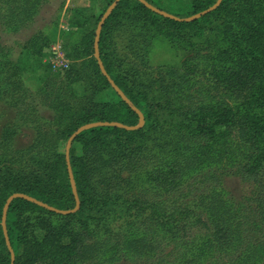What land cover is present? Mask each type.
<instances>
[{"label": "trees", "instance_id": "trees-1", "mask_svg": "<svg viewBox=\"0 0 264 264\" xmlns=\"http://www.w3.org/2000/svg\"><path fill=\"white\" fill-rule=\"evenodd\" d=\"M3 1L5 23L12 26L25 0ZM105 1L107 7L113 0ZM146 1L187 17L216 0H190L185 14ZM75 10L72 25L81 30L73 50L82 58L83 72L72 67L63 82L71 96L76 95L73 84L84 87L70 102L58 93L61 133L68 139L79 126L95 121L137 125L134 108L144 124L136 129L98 125L76 135L69 151L80 201L76 210L58 213L23 198L10 202L5 223L13 264H264V0H222L190 21L165 17L139 0H119L103 22L98 52L127 101L94 56L104 10L98 15L90 6ZM121 32L126 43L118 47L113 35ZM156 35L175 45L184 42L191 55L167 72H154L149 53ZM18 80L0 44V91ZM21 98L6 99L18 121L0 130V264H11L1 217L12 193L62 210L76 205L65 151L44 154L35 144L14 146L17 132L29 122L34 129ZM224 140L243 149L231 169H198L213 143ZM224 176L248 186L244 202L232 195L222 199L221 190L216 195L217 187L226 193ZM233 241L242 255H232Z\"/></svg>", "mask_w": 264, "mask_h": 264}, {"label": "rangeland", "instance_id": "rangeland-1", "mask_svg": "<svg viewBox=\"0 0 264 264\" xmlns=\"http://www.w3.org/2000/svg\"><path fill=\"white\" fill-rule=\"evenodd\" d=\"M3 2L2 0L0 4V44L5 47L9 65L14 68L19 80L16 82L17 85H9L10 90H8L9 86H5L4 91H0V130L9 121H18L14 118L15 110L10 108L11 100L6 102V99L22 96L24 99H20V104L26 105L30 111L34 120V129L30 127L32 123L29 122L31 125L28 123L27 127L17 132L14 135V146L25 147L31 143L35 144L36 150L44 154L54 151L63 152L67 139L56 122L58 93H65L63 95L66 96L65 100L70 102L72 97H80L84 87L83 83L73 84L76 95L71 96V90L67 91V84L63 82V76L68 69L79 68L83 72V65H80L82 58H75L76 51L73 50V43L79 37L81 30V27L72 25V21L78 15L75 9L90 6L93 13L98 15L109 6H105V0H25L20 13L13 19L14 24L10 26L5 23L7 21L5 11L3 7L1 8ZM157 3L168 11L178 14H185L191 10L190 0H157ZM113 39L118 47L121 45L123 47L126 43V33L113 35ZM217 40L218 36H215V42ZM150 46L149 63L155 68L154 72H167L168 66H180L187 60V55H191L190 49L184 42L175 45L171 41L169 43L162 35L154 36ZM202 60V58L196 59L200 66L203 64ZM8 67L4 68L8 69ZM7 74L8 71L2 76ZM103 97L104 93L97 95L98 100ZM74 100L76 102L77 99ZM76 149L77 152L81 151L79 144H76ZM242 150V147L233 140L213 143L202 156V163L198 169L218 172L222 168L224 172L229 171L232 167L231 162L239 159ZM203 184L207 185L208 180ZM222 185L226 193L223 194L222 188L217 187L216 195L221 190L222 199L232 195L238 200L245 201L241 198L248 194L249 188L237 178L224 176ZM248 229L253 231L250 233L256 234L249 226ZM233 243L229 248L232 255L236 256L238 253L242 255L244 252L242 247H236L237 241ZM168 249L170 248L165 250ZM228 264H236V262L229 261Z\"/></svg>", "mask_w": 264, "mask_h": 264}, {"label": "water", "instance_id": "water-1", "mask_svg": "<svg viewBox=\"0 0 264 264\" xmlns=\"http://www.w3.org/2000/svg\"><path fill=\"white\" fill-rule=\"evenodd\" d=\"M118 1L119 0H113L111 2V4L109 5V7L101 15V18H100V20H99V22L97 24L96 31H95V38H94V56H95V58L97 60L98 66H99V68L101 70V73L107 78V80L109 81V83L111 84V86L117 91V93L125 101H127V97L124 95V93L121 91V89L115 84V82L112 80V78L109 76V74L107 73L106 69L104 68V65H103V63H102V61L100 59L99 52H98V41H99V36H100V32H101V28H102L103 22L108 17V15L110 14V12L115 7V5L117 4ZM139 1L142 2L148 8H150L151 10H153L155 12H158V13H160L161 15H163L165 17H168V18H171V19H175V20L190 21V20L199 18V17L205 15L206 13L214 10L221 3L222 0H216L208 8H206L204 10H201L199 12H196V13L190 15V16H187V17H179V16L174 15L172 13H169V12H167L165 10H161V9L157 8L156 6L152 5L151 3H149L146 0H139ZM134 109L137 111V113L140 116V122L137 125L129 126V125H125V124H122V123H119V122H115V121H95V122H88V123H85V124L79 126L69 136V138L67 139L66 146H65V158H66V166H67V171H68V176H69V180H70L72 192H73V195H74V198H75V201H76V205H75L74 208L67 209V210L58 209V208H55L53 206H50V205H48V204L40 201V200H38V199H36L34 197H31V196H29L27 194L20 193V192H14V193H12L7 198V200H6V202H5L4 206H3V212H2V217H1V224H2V229H3V233H4V236H5V240H6V245L10 249V252H11V264H13L14 256H13V251H12L11 246H10V242L8 240V237H7V227H6V223H5L6 213H7V209L9 207L10 202L14 198H23V199L32 201V202H34V203H36V204H38V205H40L42 207H45L48 210H52V211H55V212H58V213H70V212L76 210L79 207L80 201H79V197H78V193H77V189H76V184H75V180H74V177H73L72 168H71V164H70V158H69V151H70V147H71L72 141L74 140V138L76 137V135L78 133H80L81 131H83L85 129H88V128H91V127L98 126V125H100V126H104V125H114V126H118V127H124L126 129H136V128H139V127L143 126V124H144V117H143V115L141 114V112L137 108H134Z\"/></svg>", "mask_w": 264, "mask_h": 264}, {"label": "built area", "instance_id": "built-area-1", "mask_svg": "<svg viewBox=\"0 0 264 264\" xmlns=\"http://www.w3.org/2000/svg\"><path fill=\"white\" fill-rule=\"evenodd\" d=\"M53 64H55V62L53 61ZM61 64V63H60ZM64 65H66L65 63H64Z\"/></svg>", "mask_w": 264, "mask_h": 264}]
</instances>
